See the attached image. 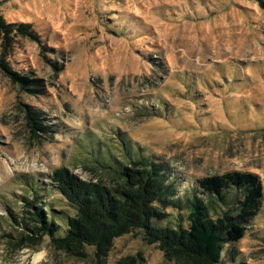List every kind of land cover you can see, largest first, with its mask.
Here are the masks:
<instances>
[{"label": "rangeland", "instance_id": "374dc122", "mask_svg": "<svg viewBox=\"0 0 264 264\" xmlns=\"http://www.w3.org/2000/svg\"><path fill=\"white\" fill-rule=\"evenodd\" d=\"M0 17V264H183L137 229L68 252L26 228L39 209L63 234L75 214L56 170L114 186L143 157L183 200L201 177L255 175L261 207L222 264H264V0H0Z\"/></svg>", "mask_w": 264, "mask_h": 264}, {"label": "trees", "instance_id": "16d2710c", "mask_svg": "<svg viewBox=\"0 0 264 264\" xmlns=\"http://www.w3.org/2000/svg\"><path fill=\"white\" fill-rule=\"evenodd\" d=\"M4 27L0 17V31ZM20 80L24 84L26 79ZM36 115L27 114L32 133L45 129ZM116 172L118 183L108 186L79 180L66 168L56 170L52 178L75 214L65 218L63 234L55 235L60 225L39 209L29 211L26 220L32 227L26 228L48 235L57 249L68 252L85 245L102 252L112 239L137 229L166 258L183 264H222L223 246L243 237L246 224L261 207V185L251 173L201 177L195 184L198 192L183 200L175 197L173 181L162 164L144 157L129 159L128 166ZM167 207L185 210L186 225L156 223L166 217Z\"/></svg>", "mask_w": 264, "mask_h": 264}, {"label": "bare ground", "instance_id": "6f19581e", "mask_svg": "<svg viewBox=\"0 0 264 264\" xmlns=\"http://www.w3.org/2000/svg\"><path fill=\"white\" fill-rule=\"evenodd\" d=\"M39 257H40V255H37V256H35V258H34V259H35V260H36V259L38 260V258H39Z\"/></svg>", "mask_w": 264, "mask_h": 264}]
</instances>
